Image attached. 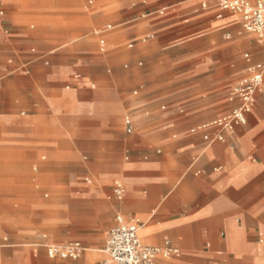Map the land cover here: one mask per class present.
Masks as SVG:
<instances>
[{"label": "crops", "instance_id": "0c3cea01", "mask_svg": "<svg viewBox=\"0 0 264 264\" xmlns=\"http://www.w3.org/2000/svg\"><path fill=\"white\" fill-rule=\"evenodd\" d=\"M17 2L0 0V264L102 263L118 218L178 251L158 264H264V88L223 142L190 132L239 104L263 41L213 0H37L69 24L37 28ZM74 241L78 259L47 255Z\"/></svg>", "mask_w": 264, "mask_h": 264}, {"label": "built area", "instance_id": "2783aa9c", "mask_svg": "<svg viewBox=\"0 0 264 264\" xmlns=\"http://www.w3.org/2000/svg\"><path fill=\"white\" fill-rule=\"evenodd\" d=\"M222 11L235 14L243 29L254 34L264 43V0H213ZM206 7V4H202ZM165 9L154 11L150 14H163ZM4 11L0 10V17ZM102 47L104 42L101 41ZM248 62L246 73L233 87V95L239 100V104L232 111L213 121L204 123L197 128H192L191 133L206 132L215 129L217 132L211 138L204 134L205 141H224L223 132H231L235 127L246 123L247 115L252 111L256 101V95L264 88V62L252 63L249 55H245ZM137 92H134L136 94ZM164 108V107H163ZM127 133L133 131L132 116L125 118ZM114 193L121 199L124 195L122 183L116 182ZM109 230L104 253L107 259L98 264H158L160 258L168 259L178 255V251L165 241L163 246H148L141 242L139 230L141 222L137 218H131L127 223L120 222ZM47 255L50 258L78 259L84 252V247L79 241L66 245H46Z\"/></svg>", "mask_w": 264, "mask_h": 264}, {"label": "rangeland", "instance_id": "374dc122", "mask_svg": "<svg viewBox=\"0 0 264 264\" xmlns=\"http://www.w3.org/2000/svg\"><path fill=\"white\" fill-rule=\"evenodd\" d=\"M17 1H18L17 5H19V8L17 10V17L20 19L22 24H24L25 26H29L31 24L35 25L36 28L41 27V26H47L54 20H56L54 22L55 26L56 25L68 26L69 25L68 22L65 23L66 18L63 16L62 17H48L47 15H45L50 10H48L47 7L45 6L39 5L37 0H17ZM103 6L104 4L102 2L95 1L93 6L91 7L88 6L87 9L83 8L80 12L86 13L87 16L85 19L89 21V17L100 12ZM105 23H109V22H105ZM226 41H229V40H226ZM220 59H221V54L220 55L216 54L214 60L219 61ZM219 81L221 82V80H218V82ZM234 81L235 80L231 82V85L234 83ZM36 185L35 187H37V190L35 189V191H37L38 195L42 197L43 200L53 197L54 194L64 189V187L61 184L52 185L48 181H38ZM50 188H53L54 191L49 190ZM45 194L48 195V198H45Z\"/></svg>", "mask_w": 264, "mask_h": 264}]
</instances>
